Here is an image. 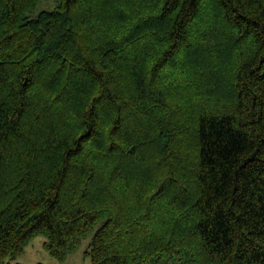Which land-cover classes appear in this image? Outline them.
Masks as SVG:
<instances>
[{
	"label": "trees",
	"instance_id": "obj_1",
	"mask_svg": "<svg viewBox=\"0 0 264 264\" xmlns=\"http://www.w3.org/2000/svg\"><path fill=\"white\" fill-rule=\"evenodd\" d=\"M0 0V264H264V0Z\"/></svg>",
	"mask_w": 264,
	"mask_h": 264
},
{
	"label": "rangeland",
	"instance_id": "obj_2",
	"mask_svg": "<svg viewBox=\"0 0 264 264\" xmlns=\"http://www.w3.org/2000/svg\"><path fill=\"white\" fill-rule=\"evenodd\" d=\"M54 0H42L36 8L33 16L37 15L43 8H55ZM47 242L44 236H36L32 242L9 264H91V259L86 252L89 250L91 238L84 239L78 249L70 254L63 263L53 258L45 248Z\"/></svg>",
	"mask_w": 264,
	"mask_h": 264
}]
</instances>
